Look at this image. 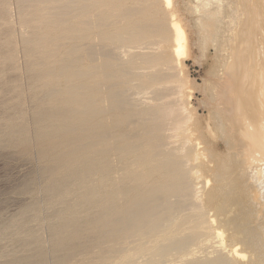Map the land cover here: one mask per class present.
Returning <instances> with one entry per match:
<instances>
[{
	"label": "bare ground",
	"instance_id": "1",
	"mask_svg": "<svg viewBox=\"0 0 264 264\" xmlns=\"http://www.w3.org/2000/svg\"><path fill=\"white\" fill-rule=\"evenodd\" d=\"M7 2L0 0V25ZM163 2L169 7L172 0H14L30 123L17 77L4 76L18 68L19 53L7 29L0 44V150L28 159L35 148L42 206L33 181H23L18 194L30 200L0 226L10 240L0 264H241L238 249L222 246L208 218L210 204L218 210L216 188L202 202L195 182L203 154L190 143L176 72L185 39ZM258 3V24L247 7L241 31L235 24L230 31V44L238 36L247 58L241 69L237 45L229 46L223 133L233 155L255 169L251 177L264 198V0ZM235 16L230 23H238ZM231 157L218 170L225 166L230 177ZM41 208L46 240L31 226ZM258 254L263 262L248 264H264Z\"/></svg>",
	"mask_w": 264,
	"mask_h": 264
},
{
	"label": "rangeland",
	"instance_id": "2",
	"mask_svg": "<svg viewBox=\"0 0 264 264\" xmlns=\"http://www.w3.org/2000/svg\"><path fill=\"white\" fill-rule=\"evenodd\" d=\"M7 1V22L0 25V44H5V32L7 29H11L13 30V45L19 53H17L16 60L18 68L6 71L4 76L8 80L9 78L12 80L14 76L17 77L23 97L25 98L23 103L25 117L27 118V123H30V105L26 99L28 82L26 73L24 72L23 54L19 43L21 40L20 35H23L24 30L18 24L14 0ZM255 1L172 0L169 7L164 5L163 2V8L167 13L169 21L176 22L179 25L185 39L183 40L184 52L182 51V54L177 59L178 67L176 72L178 79L182 82L180 97L186 107L185 114H189L191 117L188 122L190 143L196 145L197 150L203 154L201 157L202 164L197 172L195 182L197 187L200 188L199 195L202 196V202L204 195L216 188V194H218L214 201L215 205L218 206V210L210 204L208 207V218L213 219L212 229L221 231L222 237L219 241L222 246L229 248L236 247L238 249L240 256L237 260L241 264H248L253 258L259 260L262 258L261 254H264V198L262 197V190H260L257 180L251 177L256 176L255 172H253L255 169L252 168L253 166L248 167L247 162L242 158V154V157H235L233 155L235 152L232 151L234 145L229 147L228 136L226 133H223L227 132L224 118L229 110L228 94L230 86L223 63L224 60L226 61L228 50L231 49L230 47L237 45L236 47H240V49H235L239 50L238 60L241 65L240 68H243L247 58L246 52L243 51L241 46H238V36L235 35L236 39L232 38L234 42L231 41L233 44H230V37H234L232 36L234 32L231 35L230 31H233L235 28L239 32L241 31L242 22L250 18L247 11L243 12L247 10V7L248 9L250 7L252 12L254 11V15L251 12L252 17L255 18H252V20L254 19L253 22H259L261 16L259 15V0ZM160 2L162 5V0ZM233 12L236 15L235 22L238 23H230L231 16L233 15L234 17ZM241 15L242 17H240ZM239 18L240 20H238ZM257 24L255 30L259 27ZM238 25L239 27H237ZM260 35V31H258L256 35L257 40L260 38ZM240 51H243L241 53L245 56L241 55ZM239 56L241 57L239 58ZM242 57H244V60ZM4 95V98L7 100H12L14 93ZM0 96H2L1 92ZM31 150L28 159H23L19 155L16 156L12 151L3 150L2 152L0 150V226L18 213L22 206L21 201L24 204L30 200L28 196L23 195V198L22 195L18 194V189L23 181H33L34 192L36 193L38 202L40 201L39 204L42 203L40 191L41 176L39 174L40 164L35 148H31ZM227 155L232 156L233 162L237 163L234 164L232 160L230 161L232 166L235 167L232 177H230L229 171L224 169L225 166L221 168V171H218L221 165L223 166V159ZM234 158L238 161L236 162ZM241 163H243L242 166ZM262 164H259V169L264 167ZM260 181H263V178ZM242 192L246 195L245 199L241 196ZM41 206L42 204H40ZM39 216L41 217L40 221L38 223L31 222V226L40 228L43 239L46 240L47 220L45 219L46 212L42 208ZM253 233L254 235H252ZM256 235H258V238L255 237ZM246 237L250 243L245 239ZM242 238L244 239L243 241L241 240ZM254 239L256 241H253ZM245 240L246 242L244 243ZM250 240L253 242L251 243ZM251 244L255 246L253 247ZM9 245V236H0V253ZM47 245V243L44 245L46 252ZM259 252L261 257H255ZM262 262L263 259H261Z\"/></svg>",
	"mask_w": 264,
	"mask_h": 264
}]
</instances>
